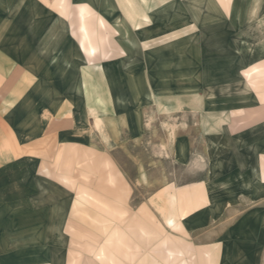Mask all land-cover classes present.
Segmentation results:
<instances>
[{"label": "crops", "instance_id": "crops-1", "mask_svg": "<svg viewBox=\"0 0 264 264\" xmlns=\"http://www.w3.org/2000/svg\"><path fill=\"white\" fill-rule=\"evenodd\" d=\"M99 231L104 264H264V0H0V264Z\"/></svg>", "mask_w": 264, "mask_h": 264}, {"label": "rangeland", "instance_id": "rangeland-1", "mask_svg": "<svg viewBox=\"0 0 264 264\" xmlns=\"http://www.w3.org/2000/svg\"><path fill=\"white\" fill-rule=\"evenodd\" d=\"M131 152L134 156L139 154V157L141 159H146V161H147V159H150L154 156L153 151H152V143L148 142V141L141 143V145H139V146H137V145L132 146ZM123 162L125 164L126 170L130 174V177L132 179H135L136 178V167H135L134 161L131 159L129 161L126 159H123ZM104 172H105V168H104V166H102V168H100V167L98 168L97 174H98V176H100ZM69 185H71V184H69ZM132 185H133L132 187L134 188V191L136 192L134 202L138 201V197H140L141 195H146L151 190L150 187L139 185L136 182H133ZM81 186L83 187V184H81ZM105 189H106V183L103 181V179L98 178V182L96 183V190L103 192V191H105ZM85 201H88V200H85ZM83 202H84V199H82V206H83ZM103 202H104V199H102V198L96 199V206L98 209L103 208V206H104ZM96 219H97L96 220L97 226L103 228V223H104L103 222L104 221L103 215L98 214ZM81 233H82L81 235H79L75 238H79L81 240L84 239V241L88 242V239H90V238L93 239L95 237V236H90L92 234H91V232H88V231L81 232ZM96 239H97L96 243L98 244L97 253H96L97 257H95L93 254L92 255L89 254L91 250L94 253L93 250L95 248L89 249L87 247L85 248L84 246L76 245L75 247L71 248L72 251H74V255L76 254V256H77V260H74L72 262V264H104L103 231H101V232L99 231L96 234ZM77 243H83V242H77ZM99 244H101V245H99ZM90 259H91V261L89 262ZM80 262H83V263H80Z\"/></svg>", "mask_w": 264, "mask_h": 264}]
</instances>
